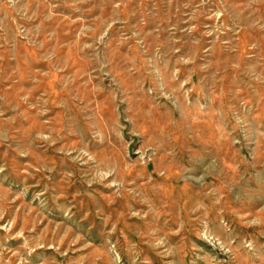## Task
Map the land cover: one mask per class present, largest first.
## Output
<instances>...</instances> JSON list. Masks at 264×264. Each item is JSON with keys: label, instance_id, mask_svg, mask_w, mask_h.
Masks as SVG:
<instances>
[{"label": "rangeland", "instance_id": "374dc122", "mask_svg": "<svg viewBox=\"0 0 264 264\" xmlns=\"http://www.w3.org/2000/svg\"><path fill=\"white\" fill-rule=\"evenodd\" d=\"M0 264H264V0H0Z\"/></svg>", "mask_w": 264, "mask_h": 264}]
</instances>
